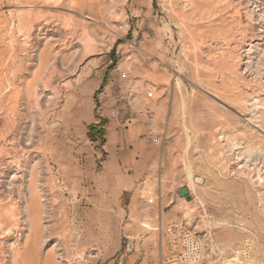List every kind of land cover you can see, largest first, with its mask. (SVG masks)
Listing matches in <instances>:
<instances>
[{
	"label": "rangeland",
	"instance_id": "rangeland-1",
	"mask_svg": "<svg viewBox=\"0 0 264 264\" xmlns=\"http://www.w3.org/2000/svg\"><path fill=\"white\" fill-rule=\"evenodd\" d=\"M110 123L152 158L120 202L77 188ZM171 223L264 264V0H0V264H162Z\"/></svg>",
	"mask_w": 264,
	"mask_h": 264
},
{
	"label": "crops",
	"instance_id": "crops-1",
	"mask_svg": "<svg viewBox=\"0 0 264 264\" xmlns=\"http://www.w3.org/2000/svg\"><path fill=\"white\" fill-rule=\"evenodd\" d=\"M86 123L87 126L96 123L93 114L88 116ZM105 132L104 149L108 154V160L104 161V170L99 174L90 173L82 176L77 185L78 193L100 195L103 197L102 200L105 195H113L117 202H120L123 194L133 189L141 179L139 171L141 163H145L147 167V164H151L152 158L142 156V160L139 159L140 153L146 152L145 144L141 141L143 125L136 124L132 129L125 131L119 129L116 123H110ZM152 157L155 158V155ZM94 161L96 162L95 158Z\"/></svg>",
	"mask_w": 264,
	"mask_h": 264
},
{
	"label": "built area",
	"instance_id": "built-area-1",
	"mask_svg": "<svg viewBox=\"0 0 264 264\" xmlns=\"http://www.w3.org/2000/svg\"><path fill=\"white\" fill-rule=\"evenodd\" d=\"M152 94H148L151 97ZM146 140L153 145H160V136L155 127L148 126ZM148 203L151 204L153 200L150 198L151 191L145 189ZM167 247L168 253L162 264H201L202 255L200 243L189 230L183 228L181 225L171 223L167 228Z\"/></svg>",
	"mask_w": 264,
	"mask_h": 264
},
{
	"label": "trees",
	"instance_id": "trees-1",
	"mask_svg": "<svg viewBox=\"0 0 264 264\" xmlns=\"http://www.w3.org/2000/svg\"><path fill=\"white\" fill-rule=\"evenodd\" d=\"M104 136H105V131L103 130V128L96 130V127L94 126L89 127L88 139L91 142H94L95 138L98 137L100 139L99 141L101 145L103 146L105 144Z\"/></svg>",
	"mask_w": 264,
	"mask_h": 264
},
{
	"label": "water",
	"instance_id": "water-1",
	"mask_svg": "<svg viewBox=\"0 0 264 264\" xmlns=\"http://www.w3.org/2000/svg\"><path fill=\"white\" fill-rule=\"evenodd\" d=\"M179 195H180L181 197H186V198H188L186 190H181V191L179 192Z\"/></svg>",
	"mask_w": 264,
	"mask_h": 264
},
{
	"label": "bare ground",
	"instance_id": "bare-ground-1",
	"mask_svg": "<svg viewBox=\"0 0 264 264\" xmlns=\"http://www.w3.org/2000/svg\"><path fill=\"white\" fill-rule=\"evenodd\" d=\"M145 126H146V124H145Z\"/></svg>",
	"mask_w": 264,
	"mask_h": 264
}]
</instances>
